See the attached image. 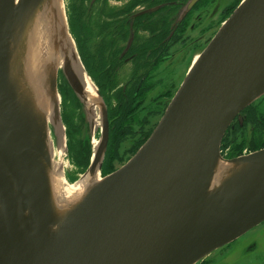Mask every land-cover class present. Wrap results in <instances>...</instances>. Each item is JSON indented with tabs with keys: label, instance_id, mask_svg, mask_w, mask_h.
Listing matches in <instances>:
<instances>
[{
	"label": "water",
	"instance_id": "water-1",
	"mask_svg": "<svg viewBox=\"0 0 264 264\" xmlns=\"http://www.w3.org/2000/svg\"><path fill=\"white\" fill-rule=\"evenodd\" d=\"M54 1L0 0V264H197L263 223L264 148L225 160L220 144L264 95V0H243L221 24L136 153L62 207L52 188L58 70L92 117L65 14L43 109L26 84L32 26ZM107 141L103 104L98 147L79 180L99 173Z\"/></svg>",
	"mask_w": 264,
	"mask_h": 264
},
{
	"label": "flooded vegetation",
	"instance_id": "flooded-vegetation-1",
	"mask_svg": "<svg viewBox=\"0 0 264 264\" xmlns=\"http://www.w3.org/2000/svg\"><path fill=\"white\" fill-rule=\"evenodd\" d=\"M242 1L67 0L71 10L69 26L82 62L108 104L115 102L114 107L109 105L110 112L106 109L112 121L119 97L124 104L142 103L139 107L145 110L146 121L159 112L161 117L175 89L169 95V89L173 88H169V79L158 93L157 87L169 72H175L179 63L183 66L191 52L210 42L219 25ZM102 80L104 85L100 83ZM263 100L264 95L233 119L221 140V156L235 157L230 155L233 141L226 140L228 132L235 133L244 123L252 130V122H247L249 114L257 116V110L264 111L259 105ZM155 127L156 124L148 127L146 140ZM142 139L132 144L134 151L130 158L146 141ZM247 151L254 152L245 147L237 156ZM245 235L246 238L238 242L239 237L197 264H216L223 259L230 264H264V248L259 247L264 242V222Z\"/></svg>",
	"mask_w": 264,
	"mask_h": 264
},
{
	"label": "bare ground",
	"instance_id": "bare-ground-1",
	"mask_svg": "<svg viewBox=\"0 0 264 264\" xmlns=\"http://www.w3.org/2000/svg\"><path fill=\"white\" fill-rule=\"evenodd\" d=\"M57 15L59 18L64 17V6L62 0H56L53 3L47 5L44 9L43 16L40 15L38 17L35 24L32 26L31 35L29 37L28 47L26 50V84L27 86L33 88V91H35L34 93L37 92L36 97L38 98L42 109V101H45L43 96H45L46 88V71L55 64L61 63L62 53L64 50V39L61 36V23L59 20H57ZM199 54L200 53H197L195 55L194 60L199 56ZM78 74L85 90L86 98L88 99V107L91 112V117L95 126L100 128L103 101L99 96L97 87L82 71L81 66L79 68ZM39 95L42 96L40 97ZM59 98L57 97V99ZM49 110V119L50 117H58L57 112V115L53 114L54 110L52 111V107H49ZM58 134V143L55 144V142H53L54 140L51 139L52 153L54 157L52 188L56 204L62 207L67 202H74L77 198H79L90 181L93 179H99L100 175L97 170H95L94 174L81 177V179L76 183H69L64 172V163L62 160L64 158L65 152V138L63 127L60 125ZM98 143L99 139H94L93 152H95L97 149Z\"/></svg>",
	"mask_w": 264,
	"mask_h": 264
},
{
	"label": "rangeland",
	"instance_id": "rangeland-1",
	"mask_svg": "<svg viewBox=\"0 0 264 264\" xmlns=\"http://www.w3.org/2000/svg\"><path fill=\"white\" fill-rule=\"evenodd\" d=\"M62 1H63L64 14H65V19H66V29H67V33H68V35H69V37L71 39V43L73 45V48L77 52V55H78V57L80 59L81 67H82L83 71L85 72V74L87 75V77H89V79L92 81V83L97 87L96 83L94 82V80L92 79V77L89 75V73L87 72V70H86V68H85V66H84V64L82 62V59H81L80 54H79V51H78L79 48H78L77 42L75 41V39H74V37H73V35L71 33V28L69 26V16H70L69 13H71L70 6L67 3V0H62ZM89 16L90 17L92 16L91 11L89 12ZM220 26H221V24L219 25V27ZM203 48H204V46L201 44V46H199V48L197 50L191 52V54L187 57L186 61L183 63V66H179L180 65V63H179L176 66L175 72H169V76L164 79L162 85H159L157 87V91H155V92L158 93L159 90L162 87H165V85H166L165 83H166L167 79H169V88L170 87H173V88L169 89V95L172 93L173 89H175L174 90V92H175L176 89L178 88V86L180 85L181 81L183 80V78H184V76H185V74H186V72H187V70H188L191 62L193 61L195 55L197 53H200ZM57 78H58L57 88H58V94L60 96V115H61L62 125H63L64 131H65V146H66L65 152L66 153L64 154V158H63L64 172H65L66 177L68 178L67 180L69 181V183H76V182L79 181L80 176L82 174H84L83 172L86 169L83 172H79L78 168L75 167L71 163V159H70V156H69V149H70L69 148V144H70V141H69V136H68V126H67V123H66V118H65V116H64L63 113L65 111H68V112L72 111L71 109L74 107V104H73V101L72 102L70 101V96L68 97V99L65 98V90L68 89L69 86L66 83V81L64 80V77L61 74L60 70H58V77ZM97 90H98V93H99L100 98L103 101L104 106L109 111V105L110 104H108V102L106 100V97H104L101 94L100 89L98 87H97ZM71 93H72L74 99H76V97H75V95L73 94L72 91H71ZM76 101H77V99H76ZM110 102H112V105H110V107L111 106L114 107L115 106V102L114 101H110ZM77 103H78V101H77ZM259 105L261 107H263V109H264V100ZM160 109L161 108H159V111H160ZM108 111H107V118H108V141H107L106 149L104 151V156H103V159H102V165H101V168H100V171H99V175H100L99 178H102V177H104L106 175L103 172V165L106 164L107 161L109 160V158H108L109 157V152L111 151L109 131L111 130L112 118H111V115H108V113L110 112V111L109 112ZM75 112H77V117H75L73 121H74V124L77 127H79V129H80L79 136L76 137L78 139H76V140L80 141V143L84 144V146H88V149H89V151H88V153H89V161H88V164H89L90 159H91V155H92V150H93V141H94V139L95 140H98L99 139V137H100V128L95 126L94 121L88 115H86V117L82 115V111H81V107L80 106L78 107V110H76ZM160 113L161 112H159L158 115L152 114V116L150 118V125L157 124L158 120L160 119V117H159ZM149 126L144 127V131H146ZM231 133H232V131L228 132V135H227V139L226 140L229 139ZM246 134L248 136L245 138V141H248V139H250L249 138L250 134L248 133V131H247ZM134 142H136V140H134L132 142L131 141H125V142H122L121 144H119L117 146L118 147L117 154H116L117 160L114 163V167H113L114 170L113 171H115L119 167H121L130 158L131 151H132L131 150L132 149V144H134ZM235 144L238 145V146L239 145H242L243 148H240V150H244V148L246 147V144L244 145L243 139H238V136H237V139L235 141ZM128 151H130V152L128 153ZM249 153H252V152H248L247 151V152H245V154L242 153V155H246V154H249ZM222 157L225 160L231 159L228 156H224V155H222ZM233 158H235V157H233ZM245 236H246L245 234L243 236H241L240 239L238 240V242L240 240L246 238ZM263 246H264V242L263 243L261 242L259 244V247L260 248H264ZM216 264H230V263H228L227 261H225V259H223L222 261H219Z\"/></svg>",
	"mask_w": 264,
	"mask_h": 264
},
{
	"label": "trees",
	"instance_id": "trees-1",
	"mask_svg": "<svg viewBox=\"0 0 264 264\" xmlns=\"http://www.w3.org/2000/svg\"><path fill=\"white\" fill-rule=\"evenodd\" d=\"M101 85H104V80H102ZM106 84V82H105ZM68 88V87H67ZM70 96V101H73L74 107L71 109L72 111H65L63 114L66 118V123L68 126V136H69V156L71 159V163L78 168L79 172H83L87 166L89 161V149L88 146H84V144L80 143V141L76 140L77 136H79L80 129L74 124V118L77 117L78 107L80 106L76 99H74L70 88L65 90V98L68 99ZM67 101V100H66ZM119 106L115 108V115L113 116V121L110 130V148L109 152V160L106 164L103 165L104 174L111 173L114 169V163L117 160V149L118 145L122 142H125L128 138H133V140L138 141L139 139L144 141L146 140V131H144V127L150 125V121H146V113L143 108H140L139 105H131L124 104L122 97L118 98ZM65 103V102H64ZM79 106H78V105ZM133 106V107H132ZM252 111V110H251ZM256 115H252L250 112V117L248 118V123L252 122V130H249V125L244 123L242 129H237L235 133L232 132L230 134L229 143H231L232 152L230 155L236 157L239 154L240 148H243L242 145H236L235 141L237 139H243L244 145L250 148V150H258L264 148V111L257 110ZM262 125V126H261ZM250 132L251 136L248 141H245V138L248 136L246 133ZM139 140V141H140ZM234 150V151H233ZM130 151H128L129 153ZM133 152V150L131 151ZM233 157V156H232Z\"/></svg>",
	"mask_w": 264,
	"mask_h": 264
}]
</instances>
